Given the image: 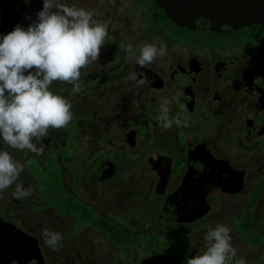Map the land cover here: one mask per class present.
<instances>
[{"label": "flooded vegetation", "instance_id": "af4514ba", "mask_svg": "<svg viewBox=\"0 0 264 264\" xmlns=\"http://www.w3.org/2000/svg\"><path fill=\"white\" fill-rule=\"evenodd\" d=\"M41 2L24 0L26 22L37 18ZM64 4L93 11V19L104 22L108 30L98 62L82 69V91L74 94V121L66 128L49 129L41 142L33 141L37 147L44 145L40 156L0 140V151H8L21 163L33 159L47 171L48 158L53 157L62 170L60 180L74 202L72 209L63 210L56 199L55 206L46 202L39 177L26 165L16 182L28 189L27 179L32 178L37 185L33 192L43 198L47 220L35 223V229L56 230L59 225L50 217H69L75 237L93 232L104 238L91 233L88 240L105 244L102 258L88 250V256H82L83 246L75 241L74 258L60 257L52 264H125L118 254L131 257L141 252L151 264H173L179 259L177 247L182 245L185 257L191 250L187 237L171 246L173 232L190 234L224 199L243 196L245 209L239 219L232 216L230 225L252 244L264 243V229L257 233L253 223L256 207L264 199V22L226 31L191 29L175 23L157 0ZM4 25L0 0V30ZM121 43L132 44L135 54L119 49ZM146 43L165 44L167 55L141 67L135 57ZM132 72L143 73L145 84L137 87L136 81L128 80ZM50 90L55 91L54 86ZM177 93L182 95L170 105L169 115L180 113L188 127L174 124L163 130L156 119L160 105ZM63 158L74 166L70 187ZM144 168L150 171L146 178ZM14 189L15 184L3 191L6 200ZM3 194L0 218L30 235V196L14 205L1 198ZM167 206L187 218L162 223ZM238 222L244 223L241 228ZM159 231L168 232L167 239ZM36 238L45 263L51 264ZM160 251L165 255L160 257Z\"/></svg>", "mask_w": 264, "mask_h": 264}, {"label": "clouds", "instance_id": "9594fccd", "mask_svg": "<svg viewBox=\"0 0 264 264\" xmlns=\"http://www.w3.org/2000/svg\"><path fill=\"white\" fill-rule=\"evenodd\" d=\"M93 11L68 6L58 0H43V8L27 29L19 24L0 37V140L17 150H28L37 156L44 154L43 141L49 129L66 128L72 121V104L68 99L50 90L53 82L71 84V93L82 91V69L98 62L101 48L108 36L107 25L94 20ZM119 49L134 55L132 44L119 45ZM136 63L141 67L167 55L161 43H146L138 48ZM27 73V74H26ZM140 79H137V76ZM128 80L136 86L145 84L143 73L132 72ZM182 93L164 99L156 119L163 130L188 127L186 119L177 113L170 117V105L178 102ZM25 163L30 164L31 160ZM25 163L13 159L8 151H0V192L13 184L12 193L17 200L32 195L34 189H25L16 183ZM231 229L223 224L208 227L204 236V250L189 258L186 264H246L237 258L232 246ZM44 244L58 250L62 234L48 229L42 231Z\"/></svg>", "mask_w": 264, "mask_h": 264}, {"label": "rangeland", "instance_id": "374dc122", "mask_svg": "<svg viewBox=\"0 0 264 264\" xmlns=\"http://www.w3.org/2000/svg\"><path fill=\"white\" fill-rule=\"evenodd\" d=\"M61 1L64 2H71L74 4V0H58V2ZM55 88V91H53L54 94H59L64 96L66 99L70 101L72 104L71 111L74 113V94L71 93V84L66 83H59V82H53L52 84ZM53 86L50 88H53ZM72 121H74V116L72 117ZM71 121V122H72ZM74 135V133H73ZM17 153L19 151H16ZM31 160L30 164L25 163V165L31 169H34L35 174L39 177L38 181L40 184V187L43 189V195L46 202L51 203L52 205H56L58 202L63 201H70L68 198L70 197L69 194H67L63 188L62 182L60 180V176L62 175V170L60 167H57L53 162V157L48 158V170L44 171L42 168H40L33 159ZM28 161V160H26ZM25 161V162H26ZM34 163V164H33ZM73 162L71 159L63 158V165L67 168V185L70 187L73 180H74V166H71ZM24 173L21 172V174ZM143 175L144 178L150 176V171L147 168L143 169ZM149 180V179H148ZM28 184L31 186L32 189H35L37 187L36 183L32 178L27 179ZM6 191V190H5ZM58 192V193H57ZM5 192H2V194ZM57 193V194H56ZM55 195V196H54ZM51 197V199H50ZM1 198H5V201H8L10 203H14V205H18L21 200L15 199L13 196H10L7 199L6 195H1ZM28 198H26L27 200ZM56 199V200H54ZM30 207L29 208V219L32 229L28 231V234L38 237L41 242L42 246L44 247V250L47 255V261L49 263H53V261L59 260L60 257L66 256V259L74 258V242L81 244L80 246H83L82 256H88L89 251L91 256L102 258L105 256V252L107 250L105 244H97V243H91L88 240H90L93 236L98 235V239L101 241H104L103 236L101 233H91L90 232H81L76 237L74 236V231L71 230V219L69 217H58L51 216L50 219L56 220V223L59 225L58 229L56 230H50L53 232H58L62 234L63 239L60 242V246L58 250H53L50 247L46 246L44 244V240L42 237V231L35 229L36 226L35 223L44 222L47 220V211L42 205L43 198L40 194H37L36 192H33L32 195H30ZM246 202L245 196H243L241 199L231 201L229 199H224V203L221 205H218L215 207L212 215L207 219L206 223L202 225L197 230L192 231L190 234H186L183 231L173 232L169 237V244L171 246L175 245L174 240H177V243H183V240L185 237H187V240H189L190 245V251H186V257L184 256V248L182 245L180 247H177L175 250L177 252V256L179 257L178 261L173 264H186L187 256H190L193 258L198 252H201L204 250L205 247V241L204 236L206 235V232L208 230V227L215 228L217 224H223L228 226L231 236V242L232 246L237 249V258L243 257L246 260V263H251L253 260L256 262H262L264 261V243H258L253 242V244L245 237V234L238 232L236 233L234 231V228L231 227V218L232 216H236L237 219L240 218L241 211H244L243 204ZM35 205L41 206V209L35 208ZM63 210L67 209V206H62ZM49 211V210H48ZM254 226L257 233H259V230L264 229V199H261L259 204L256 207L255 215H254ZM244 224L243 222H238L237 226L241 228L240 225ZM167 233L165 231H159V236L162 239H167ZM94 239V238H93ZM264 239V238H262ZM261 239V240H262ZM88 242V243H87ZM94 245H98L97 248L94 247ZM184 245V244H183ZM88 246V248H87ZM189 252V253H188ZM122 260H124L125 264H134L135 260L137 261V264H151L150 260L145 257V254L141 252L140 255H133L131 257L123 255H119ZM139 256V257H138ZM135 257H137L135 259ZM83 261V259H82ZM102 261V260H101ZM84 264V263H82ZM98 264V263H97ZM99 264H104L102 263Z\"/></svg>", "mask_w": 264, "mask_h": 264}, {"label": "water", "instance_id": "95a60500", "mask_svg": "<svg viewBox=\"0 0 264 264\" xmlns=\"http://www.w3.org/2000/svg\"><path fill=\"white\" fill-rule=\"evenodd\" d=\"M157 1L175 23L191 29L226 31L264 22V0ZM41 3L37 12L43 8V2ZM1 7L5 25L0 30V37L12 31L18 24L24 28L37 19L34 17L32 21L26 22L22 18L25 9L24 0H14L12 6L8 5L7 0H1ZM178 211L179 209L174 211L167 206L161 215L162 223L170 218L178 221L183 220L184 216L187 218V214ZM0 264L46 263L36 237L25 234L13 224L4 222L0 218Z\"/></svg>", "mask_w": 264, "mask_h": 264}, {"label": "trees", "instance_id": "16d2710c", "mask_svg": "<svg viewBox=\"0 0 264 264\" xmlns=\"http://www.w3.org/2000/svg\"><path fill=\"white\" fill-rule=\"evenodd\" d=\"M260 191H262V189L260 190ZM256 201H257V199H255L254 200V203H256ZM62 206H67L69 209H72V208H74V202L73 201H63L62 202ZM159 255H160V257L161 256H163V255H165L163 252H159ZM160 264H161V262H160Z\"/></svg>", "mask_w": 264, "mask_h": 264}]
</instances>
